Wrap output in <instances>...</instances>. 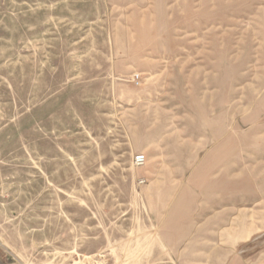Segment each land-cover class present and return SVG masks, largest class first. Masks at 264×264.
I'll list each match as a JSON object with an SVG mask.
<instances>
[{"label":"rangeland","instance_id":"374dc122","mask_svg":"<svg viewBox=\"0 0 264 264\" xmlns=\"http://www.w3.org/2000/svg\"><path fill=\"white\" fill-rule=\"evenodd\" d=\"M95 254L264 264V0H0V264Z\"/></svg>","mask_w":264,"mask_h":264},{"label":"built area","instance_id":"2783aa9c","mask_svg":"<svg viewBox=\"0 0 264 264\" xmlns=\"http://www.w3.org/2000/svg\"><path fill=\"white\" fill-rule=\"evenodd\" d=\"M145 162L144 155H136L133 157V165L141 166ZM73 264H106L104 255L102 254H95L92 256L85 257L83 259H79Z\"/></svg>","mask_w":264,"mask_h":264},{"label":"crops","instance_id":"0c3cea01","mask_svg":"<svg viewBox=\"0 0 264 264\" xmlns=\"http://www.w3.org/2000/svg\"><path fill=\"white\" fill-rule=\"evenodd\" d=\"M236 233H237V231H236ZM239 234V233H238ZM235 235V237H234V239L236 240V241H239V243H243V242H245V241H247L249 238H250V236H251V234L250 233H241V234H239V235ZM250 234V235H249ZM220 255H221V253H220ZM224 256H226V253L224 254Z\"/></svg>","mask_w":264,"mask_h":264}]
</instances>
